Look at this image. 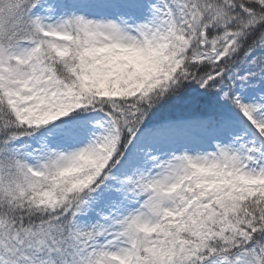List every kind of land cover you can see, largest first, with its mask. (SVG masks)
Here are the masks:
<instances>
[{"label":"snow or ice","instance_id":"6c2138e0","mask_svg":"<svg viewBox=\"0 0 264 264\" xmlns=\"http://www.w3.org/2000/svg\"><path fill=\"white\" fill-rule=\"evenodd\" d=\"M0 264H264V0H0Z\"/></svg>","mask_w":264,"mask_h":264}]
</instances>
